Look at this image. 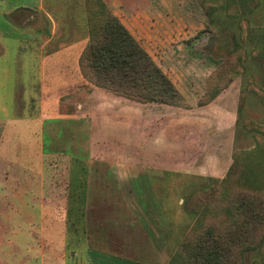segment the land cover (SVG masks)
I'll return each instance as SVG.
<instances>
[{
	"label": "rangeland",
	"instance_id": "1",
	"mask_svg": "<svg viewBox=\"0 0 264 264\" xmlns=\"http://www.w3.org/2000/svg\"><path fill=\"white\" fill-rule=\"evenodd\" d=\"M104 1L188 106L140 104L95 86L106 96L92 114L91 144L71 147L58 138L39 173L30 128H8L1 148L12 161L0 162V264H167L202 217L184 206L193 192L218 184L237 161L239 181L248 177L264 193V0L252 7L259 35L245 17L227 16L229 7L255 0H210L217 5L213 22L197 0ZM43 3L88 36L84 0ZM248 35L259 39L251 43ZM218 67L222 89L201 105ZM11 100L6 88L0 118L14 115ZM243 264H264V241L244 254Z\"/></svg>",
	"mask_w": 264,
	"mask_h": 264
},
{
	"label": "trees",
	"instance_id": "2",
	"mask_svg": "<svg viewBox=\"0 0 264 264\" xmlns=\"http://www.w3.org/2000/svg\"><path fill=\"white\" fill-rule=\"evenodd\" d=\"M259 1L240 2L233 11L229 7L227 16L235 20L245 17L252 33L259 35L263 32L252 21L255 20L252 7L257 8ZM84 3L88 39L79 55L78 66L87 84L140 104L187 107L182 93L107 3L104 0H84ZM197 3L213 22L217 5L210 0H197ZM227 4L221 5L227 9ZM258 35H248L249 42L259 39ZM233 41L234 47H241V41ZM236 53L235 49L229 51V55ZM221 67L224 70L223 64ZM220 68L208 77L207 90L199 101L201 105L220 93L222 88L216 83L219 76L222 80ZM236 162L232 165L233 171H228L218 184L195 191L185 199V208L202 217L181 240L167 264H243L244 254L262 245L264 193L250 187L247 176L244 183L239 181L240 164Z\"/></svg>",
	"mask_w": 264,
	"mask_h": 264
},
{
	"label": "crops",
	"instance_id": "3",
	"mask_svg": "<svg viewBox=\"0 0 264 264\" xmlns=\"http://www.w3.org/2000/svg\"><path fill=\"white\" fill-rule=\"evenodd\" d=\"M43 2L0 0V110L6 108L3 98L7 88L12 90L7 105L14 113L0 118V162L12 161L1 148L6 130L30 128L31 139L39 149L37 173L45 156L57 152L53 145L58 138L71 147L85 149L91 144L92 114L104 108L106 94L117 97L83 79L78 58L88 36L80 37L52 5L45 9ZM65 151L76 159L83 158L82 153Z\"/></svg>",
	"mask_w": 264,
	"mask_h": 264
}]
</instances>
